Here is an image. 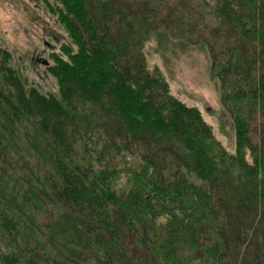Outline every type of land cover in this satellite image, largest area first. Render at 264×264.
I'll use <instances>...</instances> for the list:
<instances>
[{"label":"trees","instance_id":"obj_1","mask_svg":"<svg viewBox=\"0 0 264 264\" xmlns=\"http://www.w3.org/2000/svg\"><path fill=\"white\" fill-rule=\"evenodd\" d=\"M194 1H46L71 39L47 67L56 94L27 86L3 51L0 264H181L177 244L196 259L212 251V264H264V123L251 144L241 107L247 97L264 120V0ZM157 30L222 43L211 57L234 85L223 97L237 101L236 155L147 70Z\"/></svg>","mask_w":264,"mask_h":264},{"label":"rangeland","instance_id":"obj_2","mask_svg":"<svg viewBox=\"0 0 264 264\" xmlns=\"http://www.w3.org/2000/svg\"><path fill=\"white\" fill-rule=\"evenodd\" d=\"M46 1L52 0H0V58L4 54L3 51L7 53L8 65L25 79L27 86L35 87L42 93L56 94V80L47 67L55 63L56 56L64 57L63 46H70L71 39L57 19V14L46 6ZM207 1L214 4L217 0ZM201 34L200 38L210 44L193 42L197 36L188 41L187 38L171 36L162 30L149 33L142 48L145 65L149 72L155 74L156 71L159 72L167 84L170 95L186 106L197 109L203 122L210 128L215 142L223 148L227 156H234L237 135L229 108L237 101L223 97L234 93V85L232 83L223 85L231 76L223 75L213 67L211 56H217L222 43L212 41L205 31ZM222 76L224 81L221 79ZM242 88L248 89L245 83H242ZM247 100V97L243 101L238 100L242 101L243 112H247L246 137L251 144H258L260 126L264 120L259 110L251 112L252 109L247 108ZM261 104L260 98L256 100L257 109ZM241 149L245 164H254L251 150L246 147ZM256 166L260 168V164ZM258 170L256 182L261 181L262 170ZM125 183L127 184V177L122 174L117 186H123ZM198 183L197 180L196 184ZM164 223V219H160L156 225ZM210 236L205 243L206 246L215 243V237ZM205 238L202 237L201 242ZM131 245L132 241L128 242V246L134 248ZM181 246L177 244L173 252L178 256L182 255L179 259L183 261L181 264H212L210 259L212 251L201 249L200 253L203 256L196 259L192 251H184ZM131 254L149 253L135 247ZM147 258L143 264H154ZM158 258L164 263L163 255Z\"/></svg>","mask_w":264,"mask_h":264}]
</instances>
